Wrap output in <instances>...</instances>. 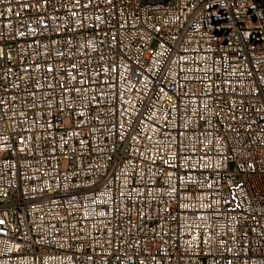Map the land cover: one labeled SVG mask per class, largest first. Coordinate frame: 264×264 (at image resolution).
Masks as SVG:
<instances>
[{
    "label": "built area",
    "instance_id": "1",
    "mask_svg": "<svg viewBox=\"0 0 264 264\" xmlns=\"http://www.w3.org/2000/svg\"><path fill=\"white\" fill-rule=\"evenodd\" d=\"M0 264H264V0H0Z\"/></svg>",
    "mask_w": 264,
    "mask_h": 264
}]
</instances>
